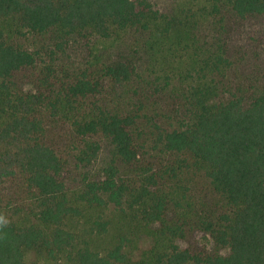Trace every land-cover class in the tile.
Returning <instances> with one entry per match:
<instances>
[{
    "label": "trees",
    "instance_id": "trees-1",
    "mask_svg": "<svg viewBox=\"0 0 264 264\" xmlns=\"http://www.w3.org/2000/svg\"><path fill=\"white\" fill-rule=\"evenodd\" d=\"M223 5L264 17V0ZM214 8L220 35L142 73L67 51L160 20L169 35L181 20L150 0H0V264H147L146 237L153 264H264V25L248 67ZM195 229L215 247H182Z\"/></svg>",
    "mask_w": 264,
    "mask_h": 264
},
{
    "label": "rangeland",
    "instance_id": "rangeland-1",
    "mask_svg": "<svg viewBox=\"0 0 264 264\" xmlns=\"http://www.w3.org/2000/svg\"><path fill=\"white\" fill-rule=\"evenodd\" d=\"M150 1L159 11L175 15L181 20L180 23L175 25L169 35L166 36L161 33L160 29L163 26V21L160 20L152 22L148 30L139 28L128 29L119 31L106 39L92 36L73 40L71 48L67 51V56L83 62H104L128 56L135 61L139 71L142 73L153 69L158 73L171 70L170 68H175L179 65L180 62H177V60L188 61L187 55L181 58L184 53L182 45L186 41L202 44V42H206V39H209V36L220 35L218 28L223 23L222 12H216L214 8L215 5H218L224 11L225 22L235 20L232 24L234 29L232 28L233 30L230 33L232 52L238 44L243 45L248 53L246 66H252V53L257 42L252 41L251 34L264 25V17L261 19H250L246 22L238 21L234 19V15L227 11V7L223 5L225 0ZM261 46L262 44L258 43V47L260 48ZM192 51L193 48L189 54L190 57ZM178 242L182 247H191L193 249L203 247L213 249L215 247L209 234L198 229L188 230L186 236L179 239ZM151 243L150 238L142 239L136 255L138 258L146 259L147 264H153L149 254ZM36 257L37 255L34 251L26 252L28 261Z\"/></svg>",
    "mask_w": 264,
    "mask_h": 264
},
{
    "label": "clouds",
    "instance_id": "clouds-1",
    "mask_svg": "<svg viewBox=\"0 0 264 264\" xmlns=\"http://www.w3.org/2000/svg\"><path fill=\"white\" fill-rule=\"evenodd\" d=\"M7 221L5 220L4 217L0 216V224L6 223Z\"/></svg>",
    "mask_w": 264,
    "mask_h": 264
}]
</instances>
